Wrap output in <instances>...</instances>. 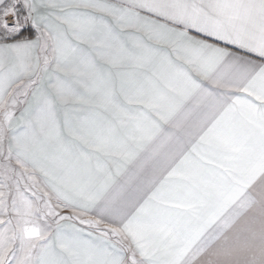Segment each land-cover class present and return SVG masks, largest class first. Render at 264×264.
<instances>
[{
	"label": "snow or ice",
	"instance_id": "1",
	"mask_svg": "<svg viewBox=\"0 0 264 264\" xmlns=\"http://www.w3.org/2000/svg\"><path fill=\"white\" fill-rule=\"evenodd\" d=\"M0 264H264V0H0Z\"/></svg>",
	"mask_w": 264,
	"mask_h": 264
}]
</instances>
